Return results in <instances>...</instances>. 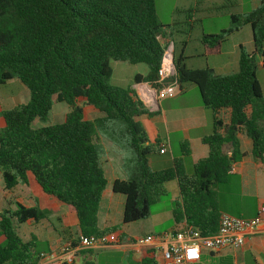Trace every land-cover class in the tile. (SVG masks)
I'll return each mask as SVG.
<instances>
[{
    "label": "trees",
    "instance_id": "16d2710c",
    "mask_svg": "<svg viewBox=\"0 0 264 264\" xmlns=\"http://www.w3.org/2000/svg\"><path fill=\"white\" fill-rule=\"evenodd\" d=\"M194 12L177 11L172 24L165 26L159 20L156 0H0V85L17 79L30 93L27 104L0 113L5 123L0 130V175L6 191L28 185V175H32L45 195L74 211L80 236L66 248H77L82 237H109L122 228L98 227L107 178L97 136L99 128L109 122L125 124L137 164L134 177L113 184V192L125 197L123 224L149 218L152 206L168 196L167 184L176 181L181 201L172 211L175 226L184 223L203 236L214 235L223 214L217 191L245 156L238 134L251 139L255 161L263 162L264 96L256 55L264 57V0L246 16L232 15L233 28L217 35L203 34L200 39L203 56H216L236 29L253 28L254 52L242 51L238 72L227 76L188 67L185 48L196 30ZM166 29L182 38L176 45L173 83L181 91L195 85L203 107L215 116L213 131L202 139L209 154L194 165L191 175L183 164L190 155L186 142L171 169H150L149 158L161 149L159 142L150 143L139 119L153 113L133 89L110 83L113 63L127 62L149 68L147 76L135 77L136 83L157 89L169 86L158 75L168 48L162 42ZM55 102L71 108L64 122L35 128L36 120L47 122ZM84 106L93 107L101 117L86 120ZM223 109L230 110L226 125L216 118ZM227 145L230 155L224 150ZM45 219L46 211L20 203L14 210L0 212V264H38L37 240L23 241L18 226Z\"/></svg>",
    "mask_w": 264,
    "mask_h": 264
},
{
    "label": "crops",
    "instance_id": "0c3cea01",
    "mask_svg": "<svg viewBox=\"0 0 264 264\" xmlns=\"http://www.w3.org/2000/svg\"><path fill=\"white\" fill-rule=\"evenodd\" d=\"M199 2L194 8L189 7L186 10H194V18L197 20L196 17L199 15L201 19L207 21L208 26L197 33L194 30L188 38L185 48L188 67L190 69H210L219 76L237 73L241 52L252 54L255 50L254 30L250 25H243L236 29L222 47L221 53L216 56H203L204 49L200 47V39L203 34L217 35L233 28L231 16L250 14L260 6V0H200ZM217 8L221 9L220 12L211 11ZM180 41L182 38L179 33L171 29L165 30L162 42L168 43V50L174 56L176 45ZM262 50L264 51V42ZM256 59L257 79L264 96V88L259 80V75L264 78V57L257 54ZM148 73L149 68L144 64L114 62L111 83L113 86L133 89L146 109L153 113L151 117L139 119L147 132L150 143L156 145L159 142L158 146L162 151L159 155L149 158L150 169L155 172L171 169L174 161L181 157V144L186 142L189 145L190 155L183 159V164L186 173L191 175L194 165L209 154V149L203 144L202 139L213 131L215 116L203 107L201 94L195 85H188L183 91L177 88V94L172 98H160L158 89L151 84L135 82L137 75L145 77ZM29 101L30 93L19 80L13 79L5 85H0V113L18 105L27 104ZM83 103L84 100L79 99L78 104L83 105ZM250 111L249 109L248 113ZM99 117L101 114L96 109L84 106L86 120L94 121ZM216 118L223 125L228 124L230 110L223 109L217 112ZM122 130L124 131L125 127L120 123L109 122L99 128L97 136V143L104 152L101 164L107 178V186L98 213V227L103 230L122 226L121 230L115 234L118 241L105 246L79 249L76 253L75 264L87 262L92 264H163L160 252L152 246L140 245L139 239L148 235L172 234L181 231L185 226L183 223L174 226L168 232L158 234L153 227H140L144 225L145 220L123 224L125 197L113 192V184L116 180H127L134 177L137 164L135 154L132 153L130 147V139L126 140V147L129 149L127 150L115 137L116 134L122 133L120 132ZM219 132L222 133L223 129ZM238 139L245 156L233 166L228 181L217 191L218 206L222 213L241 218H254L259 208L264 206V160L263 162L255 161L250 138L244 134H238ZM224 150L230 155L228 145ZM128 161L132 165L129 169H127ZM167 190L168 197L171 198V208L167 211L166 218L173 220L174 205L181 201L177 182L168 183ZM17 203L26 207H39L47 212L45 220L28 221L18 226V232L23 241L29 242L36 239L40 253L52 256L51 260L40 259L38 264L64 263L66 246L80 236L74 211L45 195L32 175H28V185L19 184L12 191L5 190L0 175V212L8 209L14 210ZM191 264H264V232L248 237L244 246L239 249L203 250L201 259Z\"/></svg>",
    "mask_w": 264,
    "mask_h": 264
},
{
    "label": "built area",
    "instance_id": "2783aa9c",
    "mask_svg": "<svg viewBox=\"0 0 264 264\" xmlns=\"http://www.w3.org/2000/svg\"><path fill=\"white\" fill-rule=\"evenodd\" d=\"M175 67L172 52L166 50L159 70L160 80L172 79ZM178 86L174 83L158 89L160 98H172L177 94ZM162 152V151H161ZM264 232V206H261L254 218H241L223 213L220 217L216 234L203 236L201 232L187 225L179 231L166 235H148L139 239L140 245L152 246L160 252L163 264H191L199 261L203 250L218 251L224 248L239 249L244 246L248 237ZM115 235L109 237H82L75 249L66 248L65 262L74 263L76 253L81 248L105 246L117 242ZM41 260H51L52 256L42 253Z\"/></svg>",
    "mask_w": 264,
    "mask_h": 264
},
{
    "label": "rangeland",
    "instance_id": "374dc122",
    "mask_svg": "<svg viewBox=\"0 0 264 264\" xmlns=\"http://www.w3.org/2000/svg\"><path fill=\"white\" fill-rule=\"evenodd\" d=\"M199 1L198 0H156L157 14H158L160 22L165 26L171 25L174 19L175 12L180 11V10H186L189 7L194 8V6H196L197 2ZM196 18L198 21L195 23L196 25L195 33L203 30L205 26L206 27L208 26L207 21L201 19L199 15ZM194 37H195V34L193 36V39ZM178 52L179 51H177L176 53ZM259 80L264 88V78L262 75H259ZM197 91H199L198 88H197ZM70 111H71V108L67 104L55 102L53 105L52 114L49 116L47 122L44 123V122H41L40 120H36L34 122V127L40 128V127L47 126V125L62 123L65 120L66 114ZM117 122L123 125L125 127V130L120 131L122 133L116 134L115 137L125 147V149H127L126 140L129 141V137L126 133V126L121 121H117ZM3 126H4L3 120L0 119V130ZM101 150L102 148H100V151ZM132 153H134L133 150H132ZM129 167H132V165L128 161L127 169H129ZM107 170H108V167H107ZM170 201H171V198H169L168 196L162 197L157 204L152 206L149 218H147L143 222L144 225L140 227H148V226L153 227L155 228V232L158 234L170 231L175 226L174 221L171 218L170 219L166 218L167 211H169L171 208Z\"/></svg>",
    "mask_w": 264,
    "mask_h": 264
},
{
    "label": "water",
    "instance_id": "95a60500",
    "mask_svg": "<svg viewBox=\"0 0 264 264\" xmlns=\"http://www.w3.org/2000/svg\"><path fill=\"white\" fill-rule=\"evenodd\" d=\"M172 61H173V65H174V54H172ZM163 83L164 84H172L173 83V80L172 79H167Z\"/></svg>",
    "mask_w": 264,
    "mask_h": 264
}]
</instances>
